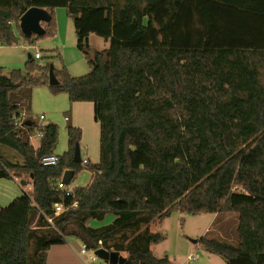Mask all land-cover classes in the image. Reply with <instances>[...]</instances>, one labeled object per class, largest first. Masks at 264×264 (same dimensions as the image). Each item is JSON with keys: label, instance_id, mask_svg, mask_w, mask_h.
<instances>
[{"label": "trees", "instance_id": "1", "mask_svg": "<svg viewBox=\"0 0 264 264\" xmlns=\"http://www.w3.org/2000/svg\"><path fill=\"white\" fill-rule=\"evenodd\" d=\"M31 7L50 13L42 34L21 29ZM58 7L90 72L74 76L63 60L55 67L62 57L50 49L44 63L30 56L24 69L0 66V145L23 158L0 154V178L28 175L33 187L0 207V264H47L50 248L71 236L89 250L127 252L129 264H173L154 253L165 236L151 225L175 211L230 218L232 239L200 242L228 264H264V0H0V44L56 35ZM91 34L109 47L93 50ZM38 86L94 103L99 162L75 159L82 129L69 125L68 150L43 164L59 126L22 119ZM84 168L93 172L87 185L70 195L58 187L67 170L72 181ZM110 214V223L90 224Z\"/></svg>", "mask_w": 264, "mask_h": 264}, {"label": "rangeland", "instance_id": "2", "mask_svg": "<svg viewBox=\"0 0 264 264\" xmlns=\"http://www.w3.org/2000/svg\"><path fill=\"white\" fill-rule=\"evenodd\" d=\"M55 17L57 21L58 31L54 36H48L39 39L34 44L29 43L27 40L22 39L20 43L13 45H1L0 44V66H4L7 71H11L16 68H25V64L28 60V54L31 52L34 54L37 51L42 53V58L36 59L40 63L45 62V57L49 56L50 50H57L62 59L56 58L54 65L57 68L62 67V60L68 67L70 73L74 76H83L90 72L89 63L85 57V54L77 47V35L75 31V25L72 18L68 15L65 7H58L55 10ZM194 22H198L196 19ZM224 24V23H223ZM194 27H200L199 24H195ZM201 28V27H200ZM252 37L245 36V40L251 39ZM21 44H28L26 48L22 47ZM109 41L94 34L93 40L91 41L92 49H105L109 47ZM65 45V46H64ZM36 88V89H35ZM34 96L32 95L31 107L27 110L28 116L32 118L39 126L53 122L59 126V140L55 148L56 154H63L68 150L69 147V125L77 126L82 129L81 139V155L83 158H88L91 163L100 161V129L97 134L93 135L95 131L96 121L94 120V114L91 112V118L83 117L81 114V125L83 124L85 129L76 125L73 118V108L69 95L66 92L58 94L53 93L48 86L35 87ZM81 113V111H80ZM41 114L45 115V119H41ZM70 117L67 120L66 117ZM83 131L85 137H83ZM38 132V131H37ZM37 132L32 135V142L35 146L40 143V138L37 136ZM90 145V147L88 146ZM0 154L13 162H22L23 158L17 151L4 145H0ZM93 172L88 168L81 170L76 177L69 183L71 188L76 186L87 185ZM20 181L25 179L27 183H31V179L28 175L23 178H19ZM32 184V183H31ZM28 192L32 189L27 185L25 186ZM114 215L110 214L104 221H91L90 224L94 226H101L110 223L114 219ZM219 220L215 222L212 219V213H198L190 214L187 212L175 211L169 217H167L162 223H153L152 230L159 231L164 234L165 239L158 243L152 244V249L157 256H163L169 254L174 264H228L226 257L211 254L206 246L199 241V244L195 247L191 242L196 239H201L203 236L214 237L215 228ZM211 229L208 232L207 229ZM73 241L74 250L77 255L75 257L74 264H84L80 261L79 255L82 249V241L76 237H69ZM75 242V243H74ZM190 253H199L200 258L196 261L190 262L187 258ZM122 255L127 257V252H122ZM219 258L215 262L209 258ZM81 257V256H80ZM82 258V257H81ZM221 260V261H220ZM100 264H110L107 261L100 259Z\"/></svg>", "mask_w": 264, "mask_h": 264}, {"label": "crops", "instance_id": "3", "mask_svg": "<svg viewBox=\"0 0 264 264\" xmlns=\"http://www.w3.org/2000/svg\"><path fill=\"white\" fill-rule=\"evenodd\" d=\"M93 37H94V34H91V36H90V44H91V41L93 40ZM27 45L28 44H21V46L24 47V48H26ZM94 50H101V49H94ZM30 56H33V54L31 52H29V54H28V60H29ZM35 89L33 90V96H34V93H35ZM71 107L73 108V111H74V114H73L74 120L76 118V121H74V123L76 125L82 126L84 129H85L84 125L80 124L81 123V121H80L81 115L83 117L86 116L88 118H91V112H93L94 120L96 121V123H94L95 131H93V135H94V138H95V135L97 134V131L100 129V136H101V125H100V122H98L96 120V118H95V107H94V103L93 102H73V103H71ZM80 111H81V113H80ZM25 115L27 117H29L27 110L25 111ZM69 120H70V117H69ZM83 134H84L83 137H85L84 131H83ZM88 146L90 147V145H88ZM80 149H81V144H80ZM83 159H88V158L86 157V158H83ZM27 185L30 187V189L33 188L31 183H27L26 185H22L19 178H15V179L0 178V207L9 205L14 199H16L17 197L23 195L25 192H28L26 190V187H25ZM216 217H217V214H212V219H214L215 222L218 221V219H216ZM229 219L230 218L225 217V216L221 217L219 219V223L217 224V226H216V228L214 230L216 235H220V236H222L224 238L232 239L231 234H233L232 232H233V227H234L233 225L234 224L230 225L229 222H228ZM208 230H209V228L207 229V231ZM209 231H212V230L210 229ZM196 240L197 241L193 240L191 242L192 244L195 245V247L197 246V244H199V241H200L199 239H196ZM72 242L73 241H71V239H69V242L66 243V244L53 245L50 248L49 252H48L47 264H74L75 257L77 259V255H76L77 252H75L74 245H73ZM82 245H83V242H82ZM210 253L213 254V255L220 256V255H218L216 253H213V252H210ZM79 258H80V261H82L85 264L84 260L80 257V255H79ZM202 259L203 258H200L199 261H201ZM209 259H211V261H212L214 259H219V258H217V257L213 258V256H212V258H209ZM221 259H224V258L221 257ZM214 261L218 262V260H214ZM227 262H228V260H227ZM173 264H174V262H173Z\"/></svg>", "mask_w": 264, "mask_h": 264}, {"label": "water", "instance_id": "4", "mask_svg": "<svg viewBox=\"0 0 264 264\" xmlns=\"http://www.w3.org/2000/svg\"><path fill=\"white\" fill-rule=\"evenodd\" d=\"M49 19L50 13L46 8L31 7L21 17V29L25 35L42 34L45 31L43 23L47 22ZM50 83L52 85H56L59 83V80L57 79L54 73V65H51ZM30 122V120L27 121V123ZM75 159L77 161L82 160L80 143H77L76 146ZM72 177L73 171L67 170L64 173L63 180L65 183L69 184ZM21 184L26 185L27 181L23 179L21 180ZM95 253L100 259H103L110 264H129L128 258L122 255L120 251H110L104 247H101L98 248Z\"/></svg>", "mask_w": 264, "mask_h": 264}, {"label": "built area", "instance_id": "5", "mask_svg": "<svg viewBox=\"0 0 264 264\" xmlns=\"http://www.w3.org/2000/svg\"><path fill=\"white\" fill-rule=\"evenodd\" d=\"M41 57H42V53L40 51H37L34 54L35 59H39ZM40 117H41V119H44L45 115L41 114ZM25 118H27V116L24 113V115L22 116V119L25 120ZM66 119L68 120L69 117L67 116ZM37 136L40 138L42 136V133L38 132ZM59 160H60V155L55 153V154L44 157L43 164L44 165H56L59 162ZM84 161H87V159H84ZM58 187L65 190L67 195H70L73 191V189L67 183L64 182L63 177L61 180L58 181ZM75 205H77V204H75ZM55 208H56L57 214H60L65 209L63 204H58V203L55 204ZM49 220L51 221L52 219L49 218ZM95 252H96V250H89L87 248V245L85 243H83L82 249L80 252V256L84 260L85 264H100L99 263L100 258L97 256V254ZM199 257H200L199 253H196V254L191 253L188 255L187 259L190 262H193V261L197 260Z\"/></svg>", "mask_w": 264, "mask_h": 264}]
</instances>
